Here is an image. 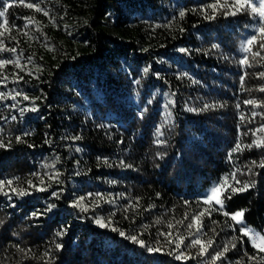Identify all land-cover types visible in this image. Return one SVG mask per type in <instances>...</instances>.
Returning <instances> with one entry per match:
<instances>
[{
    "label": "trees",
    "instance_id": "1",
    "mask_svg": "<svg viewBox=\"0 0 264 264\" xmlns=\"http://www.w3.org/2000/svg\"><path fill=\"white\" fill-rule=\"evenodd\" d=\"M10 2L0 0V10ZM31 2L48 15L14 4L6 16L15 27L0 36L16 49L0 59L22 68L0 70V92L8 94L0 101V182L30 193L16 195L6 183L0 191V264H210L199 245L182 247L194 258L177 260L168 241L178 236L185 244L212 240V255L228 245L216 264H264V253L220 212H206L195 236L186 227L209 207L202 193L235 174L253 186L226 210H243L248 229L264 235V168L252 164L264 161V147L229 157L238 139L264 143V132L252 135L264 125V115H254L264 107L244 103L264 105V61L239 64L251 60L242 47L259 17L213 12L207 6L215 0ZM13 90L30 100H12ZM205 104L212 107L200 111ZM80 198V207L70 206Z\"/></svg>",
    "mask_w": 264,
    "mask_h": 264
},
{
    "label": "snow or ice",
    "instance_id": "2",
    "mask_svg": "<svg viewBox=\"0 0 264 264\" xmlns=\"http://www.w3.org/2000/svg\"><path fill=\"white\" fill-rule=\"evenodd\" d=\"M14 4L23 5V7L28 8V9H34L36 12H42L43 15H45V16L48 15V13L46 11H44L42 8H40L38 4L32 3L31 0H13V2H10L7 5H5L3 10H0V17L4 18L3 23L0 24V28L3 29V31H0V36H4L6 32H8L11 28L15 27L14 24L13 25L9 24V21L7 19V16H6V14L8 13V9L13 7ZM207 8H211L213 12H216L218 10L224 11L225 15H231V16H235L238 13L250 10L254 17L258 16L259 20L257 21V26L254 29L253 34L245 40L244 45L242 47V51L244 53L251 55V60L249 59V55H245L243 58H241L239 60V64L243 67H252L253 66L252 61L256 60L257 58H259L260 61H264V55H262V53H264V0H232L231 3H229V0H223V3H221V0H215V3L208 5ZM200 10L206 11L205 8H201ZM179 16L181 18H183L185 16V12L180 11ZM208 18L214 19L215 17L209 16ZM26 19L28 20V24H31L34 22V19L32 17H27ZM28 24H26L25 27H27ZM24 34L27 35V33H24ZM257 44L259 45L258 50L253 51V48ZM212 47L216 48L217 45L214 44ZM4 51L16 52V49L15 48L6 49L4 47L3 42L0 41V52H4ZM180 51H185V50L181 49ZM30 59L31 58L29 57V60ZM10 64L15 65V67L17 69L22 70L19 60H10V59H0V70L5 69V67L7 65H10ZM144 71L147 72L148 69L146 68ZM2 78L5 81L8 79L7 76H3ZM258 78H264V72L259 73ZM21 79H22V77H21ZM240 80H241V84L243 85V83L245 81V76L242 75L240 77ZM13 91L15 94L11 96L12 100H16V98L18 96H22V99L25 101L30 100V97L28 95L22 94L21 92L16 91V90H13ZM258 91L264 92V87H260L258 89ZM7 98H8V94H6L4 92H0V101H3ZM35 99H38V98H35ZM35 99H31V102L33 103V105L35 104ZM244 103L246 105H252L253 107H264V105L258 103L254 99L246 100V101H244ZM9 107L15 108L16 105H9ZM211 107H212V105L205 104L204 108L200 109V111L208 110ZM237 107H239V105ZM188 110L189 111H197L196 109H188ZM25 111L35 112V111H37V109L34 106L30 109L29 108H22L21 109L22 113ZM254 115H264V114H254ZM12 119L14 120V119H16V117L13 116ZM243 119H244V117L241 116V120H243ZM258 132H264V125H261L258 129L253 130L252 135L256 136ZM28 134L29 133H24V135H28ZM159 134H161V133L158 132V135ZM244 135H247V133H244ZM74 139H79V137H75ZM16 140H17V142H21L22 137L17 136ZM0 147H5V145L0 143ZM253 147H255V148L264 147V143H262L261 140L258 139V140H254L251 144L242 145L241 141L238 139L235 146L231 149V151L229 153V157L231 158L232 155H234L237 152L243 151L245 148L251 149ZM123 163L124 162L121 161V164H123ZM252 164L255 167L264 168V161H261L259 163L253 161ZM249 171H251V169H249ZM58 175H59L58 173H54L52 178L55 179ZM230 179L232 181H234V183H229ZM5 183L11 189V192L16 194V195H19L22 197V196L30 194L23 189H17L15 187H12L13 182L11 180H9L7 182H0V191L3 190ZM41 183H43L42 180H41ZM235 185H239V187H236ZM32 186L33 185L31 184V182H29V187H32ZM252 186L253 185H251V184L243 183L242 181L236 179L235 174H231L230 177H225L223 180V183H218L217 185H214L212 187V189L210 190V195L206 196L203 200V203L208 205L209 207L207 209H205L204 211H201L198 214L192 216L191 223H189L186 226L187 229L189 230L190 236H195L199 232L202 231L203 223L201 221V217H203L206 212L208 214H210L211 212L216 211V212H220V214L224 215L225 217H228L235 224H239L240 225L239 231H240L241 236L248 237V239L251 241L252 247L257 249L260 253H264V235H262L259 232H255V233L250 234V232L248 230V225L246 223H244V220H243V217L245 215L244 211L241 210V211H237L235 213H229L226 210V203H227V201L232 199V196L234 194L246 192ZM37 190L38 191H44L45 189L39 188ZM4 194L8 195L7 192H5ZM53 195L55 196L56 193H53ZM82 200H83V198H80L70 206L80 207ZM54 207H55V205H49L47 210L51 211ZM33 215H36V213H33ZM184 219L186 220V219H188V217L185 216ZM96 223L100 227L106 226L105 223L99 219L96 220ZM177 223L183 224V221H178ZM215 223H216V221H213V224H215ZM168 227L172 228L174 226L172 224H169ZM193 229H194V231H193ZM112 231H116V230L112 229ZM57 235H62V233L58 232ZM120 235L122 237H124L125 233L120 232ZM161 235L170 236L171 233H161ZM126 238L131 239V241L133 243H138L141 248L147 247L142 241H139L136 236L126 237ZM185 239L186 238L183 236H178L175 241H173V240L168 241V243H170V244L175 243V248H176V257L175 258L177 260H181L182 258L183 259L194 258V257L188 256L185 252L180 251V249L182 247L183 248H191V247H195V246L199 245L198 255L201 258H203L206 254H208L210 264H216V261L224 258L225 253H227L229 251V246L225 245L223 247L222 251H217L215 253V255H212V254L208 253V249L210 247H212V244H213L212 240H208L205 243V242H202L200 239H191L188 244H185L184 243ZM234 239H236V238H234ZM231 246L234 248L236 245L232 244ZM60 247H61L60 244L56 245L57 249H60ZM147 250L149 252L159 251V249H153V248H148ZM249 259H255V257H249ZM262 259H264V257H262ZM236 264H240V262L237 261Z\"/></svg>",
    "mask_w": 264,
    "mask_h": 264
},
{
    "label": "rangeland",
    "instance_id": "3",
    "mask_svg": "<svg viewBox=\"0 0 264 264\" xmlns=\"http://www.w3.org/2000/svg\"><path fill=\"white\" fill-rule=\"evenodd\" d=\"M215 184H212L208 187V189H206L203 193H202V199L204 200V198L208 195H210V190L212 189V187L214 186ZM238 226H240L239 224H237ZM249 230V229H248ZM250 234L252 233H255L254 231L252 230H249Z\"/></svg>",
    "mask_w": 264,
    "mask_h": 264
}]
</instances>
